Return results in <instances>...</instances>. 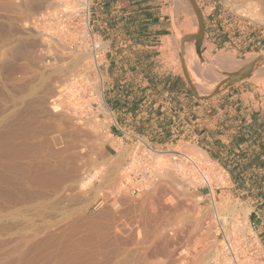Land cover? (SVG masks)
I'll use <instances>...</instances> for the list:
<instances>
[{
    "label": "rangeland",
    "instance_id": "obj_1",
    "mask_svg": "<svg viewBox=\"0 0 264 264\" xmlns=\"http://www.w3.org/2000/svg\"><path fill=\"white\" fill-rule=\"evenodd\" d=\"M27 1L0 0V56L15 40H22L29 54L27 63L16 60L10 69L1 68L0 59V264H216L222 237L212 209L216 205L219 217H228L227 234L257 237L264 257V199L249 181L235 180L240 158L181 140L155 143L145 134L143 119L136 124L112 112V121L102 110L101 94L104 101L118 94L161 95L158 89L149 91L145 82L147 73L157 74L162 63L149 68L124 61L125 68L111 67L112 48L127 45L122 35L110 33L103 38L107 66L97 68L78 28L59 26L42 27L55 33L58 42L43 50L48 55L41 63L44 39L35 20L52 13L56 0L36 11L25 8ZM161 2L170 14L178 12L181 22L153 56L165 53L160 57L195 82L197 94L220 89L226 79L223 69L232 63L226 51L233 56V49L248 51L235 76L252 64L249 76L264 87V0ZM67 3L76 16V0ZM94 3L87 29L100 36ZM214 37L223 41L210 52ZM134 45L140 53L151 44ZM222 55L230 59L225 67L218 60ZM131 80L129 89L125 86ZM159 84L156 80L153 87ZM50 98L63 101L61 107L52 109ZM111 122L122 129L109 128ZM190 147L197 149L192 157ZM256 212L260 217L253 224Z\"/></svg>",
    "mask_w": 264,
    "mask_h": 264
},
{
    "label": "crops",
    "instance_id": "obj_2",
    "mask_svg": "<svg viewBox=\"0 0 264 264\" xmlns=\"http://www.w3.org/2000/svg\"><path fill=\"white\" fill-rule=\"evenodd\" d=\"M130 2V0H95L94 11H92L94 13L93 21L96 22L94 26L101 38H105L111 33L122 35L125 39L124 45H127V49L118 50L119 46L117 45L112 48L114 50L112 55H116L115 58L110 59L111 67L116 64L123 67L124 61L130 67L147 66L150 68L156 62L162 63L160 72L157 74L145 71L147 73L145 84L149 86L148 90L151 91L150 87L154 91L158 89L161 95L156 96L149 92L139 97H120L119 94L110 99L106 97L105 102L112 112L120 118L121 115H126L128 119H134L136 124L139 123L136 119H143L145 134L155 143L161 145L181 140L187 143H196L205 151L221 153L224 149L227 154L230 153V157L238 153L243 155L257 150L264 152V142H261L259 138L256 139L255 132H253L254 129H259L257 126L260 124L263 126L264 123V87L260 89L255 80L249 76L248 72L252 69V64L246 72L238 77L235 76L245 66L244 62L248 51L243 50L238 53L236 49H233L235 52L232 56L231 51L227 50L226 52L232 57V63L223 69L226 79L219 85L220 89H211L206 93L197 94L195 82L193 84L182 74L174 72L171 67H168L170 65L168 59L160 57L165 53L153 56L155 51L161 49L163 42L172 34L173 27L181 22L180 14L178 12L170 14L161 0H143V4L146 2L148 4L145 19L152 22L154 18L156 23L149 24L147 28L148 41L151 45H145L146 50L139 53L131 40L132 37L127 32L121 28L113 30L109 25L114 19L127 20L128 17L135 16L136 5H130ZM119 31L121 34L118 33ZM113 39L110 38L109 41L112 46ZM211 40L210 52L213 51L214 46L218 45L217 37L211 38ZM167 53L169 54V52ZM239 55H244V58ZM139 76L141 77V75ZM156 80L160 82L158 88L153 87ZM131 85L132 80L126 86L119 87L125 86L130 89ZM217 92L221 94L215 95ZM113 126L115 131L122 129L117 124ZM261 134L264 136V132ZM243 178L244 182L248 181V177L243 176ZM242 179L241 181H243ZM260 214H263V211ZM260 214L256 212V223L259 221Z\"/></svg>",
    "mask_w": 264,
    "mask_h": 264
},
{
    "label": "built area",
    "instance_id": "obj_3",
    "mask_svg": "<svg viewBox=\"0 0 264 264\" xmlns=\"http://www.w3.org/2000/svg\"><path fill=\"white\" fill-rule=\"evenodd\" d=\"M83 2L87 3L86 8H81L80 16H75L73 19L67 18L69 11L61 10L58 11L56 14H52L50 17H39L36 20V24L41 29V34H43L42 38L45 39L44 41H49L51 43L58 42L57 35L52 33H47L42 30V27H61L64 29H74L78 28L79 33L81 35V38H85L86 40V46H87V54L92 61V64L99 68L101 65L107 66L103 56H105V44L103 38L100 36H96L91 32V28L89 27L84 32V24H83V18L85 14L90 15V5L92 0H81ZM89 24H90V18H89ZM82 33V34H81ZM49 39V40H48ZM47 44V43H46ZM45 49V48H44ZM45 51L41 50V53ZM103 95V94H102ZM104 99V98H103ZM105 102V101H104ZM107 108V115H110L111 119L112 116V110L108 107ZM115 125L113 122H111L110 127ZM215 219L217 220L216 227L218 229L217 234H222V237L220 239V249L218 258L216 260V264H264V257L262 256V253L260 252V242L259 239L255 236H242L239 238H233V236H230L225 231V226L227 223L222 224V218L219 217V215L215 214ZM228 219V217H226ZM262 251V249H261Z\"/></svg>",
    "mask_w": 264,
    "mask_h": 264
},
{
    "label": "trees",
    "instance_id": "obj_4",
    "mask_svg": "<svg viewBox=\"0 0 264 264\" xmlns=\"http://www.w3.org/2000/svg\"><path fill=\"white\" fill-rule=\"evenodd\" d=\"M130 1V5H136L134 11V13H136L135 16L128 17L127 20L122 18L114 19L109 25L113 30L121 28L123 31L127 32L128 35L132 37L131 40L134 44H148L149 33L147 32V28L149 24H155L156 20L153 18L152 22H148L145 19L147 17V2L143 4V0ZM92 14L94 13L92 12ZM222 41V38H220L218 44H221ZM257 128L259 129L253 130V132H255L254 136L256 139L259 138L261 142H264V136L261 134L264 132L262 131L264 129V123L263 126L260 124ZM236 156L240 159H237V162H235L234 168H237L239 175L237 178L235 176V180L237 183H244L243 176L248 177L250 186L257 197L264 199V152L257 150L243 155L238 153ZM240 178H243V181H241ZM252 222L254 223L255 219Z\"/></svg>",
    "mask_w": 264,
    "mask_h": 264
},
{
    "label": "bare ground",
    "instance_id": "obj_5",
    "mask_svg": "<svg viewBox=\"0 0 264 264\" xmlns=\"http://www.w3.org/2000/svg\"><path fill=\"white\" fill-rule=\"evenodd\" d=\"M48 0H29V1H27V2H25V8L27 9V10H29V11H36V10H38V9H40V8H42L43 7V5L47 2ZM67 1H69V0H56V8L54 9V7H53V11H52V13H47L46 15L45 14H43V16H41V18H44V17H50L52 14H56L58 11H61V10H66V11H69V13H68V16H67V18H71V19H73L74 17H75V14H74V12H75V10H74V8L72 7V6H69V4L67 3ZM76 4H77V8H78V11H77V14H76V16H80L81 14H80V11H81V8L83 9V8H86L87 7V3L86 2H83V1H81V0H76ZM49 12H50V10H49ZM38 17H40V16H38ZM34 18V17H33ZM32 18V19H33ZM38 19V18H37ZM36 19V20H37ZM36 20H35V26L38 28V25L36 24ZM83 24H84V29H85V33H86V29H87V27L89 26V16H88V14H85V16H84V18H83ZM86 27V28H85ZM76 31V30H75ZM39 32V31H38ZM45 40V39H44ZM49 40V39H48ZM33 41V40H32ZM43 44H41L40 43V45H42L41 46V50H44V48L47 50V48L49 49V44H51L52 46H57L56 44H54V43H51V42H49V41H43L42 42ZM47 43V44H46ZM78 44V43H77ZM40 50V51H41ZM3 51H5V52H3V53H6V56H4L3 54V58H1L2 57V55L0 56V59H2L1 60V64L4 66V67H2L1 65V68H5V66H8L9 67V69L10 68H12L13 66L15 67V65H13L12 63L14 62V61H16V60H24L26 63H27V60L29 59V54L27 55V52H26V50H25V46H24V43H23V41L22 40H15V41H13L11 44H9V45H7V47L3 50ZM49 51V50H48ZM66 51V50H65ZM51 54V53H50ZM47 55H48V52L46 53V52H43V54H41V55H39V57H40V62L42 63V61L44 62L45 61V59L47 58ZM223 56V55H222ZM191 58V57H190ZM189 58V59H190ZM193 58V61H195V63H197V62H199L198 61V59H196L195 58V56L194 57H192ZM220 62H221V64H224V67H225V65H227L228 63H229V61H230V59L228 58V57H226V56H223V57H219V59H218ZM29 61V60H28ZM190 61V60H189ZM192 61V62H193ZM29 63V62H28ZM82 63H84V62H82ZM191 63V62H190ZM189 63V64H190ZM194 63V64H195ZM10 64H12V66L10 67ZM16 64V63H15ZM81 64V63H80ZM24 65H25V63H24ZM21 66V65H20ZM82 66V65H81ZM194 67V66H193ZM203 67V66H202ZM79 68V67H78ZM81 68V67H80ZM85 68V67H84ZM8 69V68H7ZM85 71V70H84ZM71 72V71H70ZM74 72H76V71H74ZM72 73V72H71ZM68 75V74H67ZM70 75V74H69ZM72 75V74H71ZM61 78V77H60ZM15 82V81H14ZM64 85H66L65 83H63ZM61 85V84H60ZM64 85L62 86V87H60V89L61 88H63L64 87ZM59 87L57 88V89H59ZM64 89H66L67 90V85L64 87ZM71 90V89H70ZM57 91V90H56ZM68 91V90H67ZM59 93H61V91L59 90L58 91ZM63 92V91H62ZM70 92V91H69ZM38 93V92H37ZM66 93V92H65ZM53 94V93H52ZM55 94H57V93H55ZM59 95V94H58ZM65 96H66V94H64ZM68 96H70V95H68ZM71 96H72V94H71ZM53 97V96H52ZM56 97H58L57 95L55 96V98ZM60 97V96H59ZM75 97V96H74ZM101 100H100V103H101V107H102V110L103 111H107V109H106V106H105V102H104V99H103V95L101 94ZM68 98V97H67ZM51 99V98H50ZM61 99H62V96H61ZM100 99V98H99ZM58 100V99H57ZM57 100H53V98L51 99V104H52V109H57L58 107H61L59 104H61V103H59V100H58V102H57ZM64 100V99H63ZM66 100H68V99H66ZM61 101V100H60ZM61 102H63V101H61ZM70 102V101H69ZM65 108V107H64ZM49 109V108H48ZM72 110V109H71ZM79 113V112H78ZM25 116V115H24ZM82 116V115H81ZM17 117V116H16ZM76 117H79L77 114H76ZM79 118H81V117H79ZM28 121V120H27ZM32 121V120H31ZM112 121H114L113 119H112ZM18 123V122H17ZM110 126V125H109ZM80 127V126H79ZM69 131V130H68ZM85 137V136H84ZM27 145V144H26ZM146 147H147V149H148V152H151V147L150 146H148V145H146ZM5 150V149H4ZM197 149H195V147H190V148H187V153H189V155L190 154H194L195 153V151H196ZM172 151V150H171ZM86 153V152H85ZM174 153H176L178 156H180L182 153H180V152H174ZM184 154V153H183ZM20 155V154H19ZM18 155V156H19ZM185 156H184V158L186 157V154H184ZM192 155H190L191 157H192ZM159 156V155H158ZM188 156V155H187ZM190 157V158H191ZM6 158V157H5ZM191 161L194 163V165H195V161L196 160H193V158H191ZM20 164V163H19ZM7 165V164H6ZM197 168H198V170L200 171V169L201 168H199L198 167V165L196 166ZM185 168V167H184ZM180 169H181V166H180ZM203 171V170H202ZM201 175L202 176H204L205 177V180H206V182L208 183V181H209V178L207 177V175H205L204 173H201ZM214 211H216L215 212V214L216 215H218L217 213V211L219 210L218 209V207H217V205L216 206H213V208H212ZM107 214V213H106ZM151 216V215H150ZM227 222V219H226V217L225 216H222V224H224V223H226ZM123 230V229H122ZM126 232V231H125ZM125 232H124V234H125ZM34 242V241H33ZM92 256H94V255H92ZM95 257V256H94Z\"/></svg>",
    "mask_w": 264,
    "mask_h": 264
}]
</instances>
